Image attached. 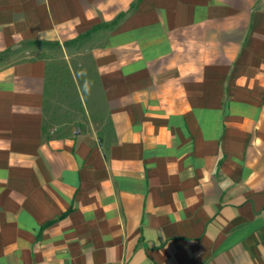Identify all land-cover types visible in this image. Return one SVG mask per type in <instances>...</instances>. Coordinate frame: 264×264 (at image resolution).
Segmentation results:
<instances>
[{"label":"crops","instance_id":"obj_1","mask_svg":"<svg viewBox=\"0 0 264 264\" xmlns=\"http://www.w3.org/2000/svg\"><path fill=\"white\" fill-rule=\"evenodd\" d=\"M95 29L106 119L50 132ZM0 264H264V0H0Z\"/></svg>","mask_w":264,"mask_h":264},{"label":"rangeland","instance_id":"obj_2","mask_svg":"<svg viewBox=\"0 0 264 264\" xmlns=\"http://www.w3.org/2000/svg\"><path fill=\"white\" fill-rule=\"evenodd\" d=\"M100 29L62 43L46 42L35 53L47 59L45 125L56 134L98 125L106 119L94 65Z\"/></svg>","mask_w":264,"mask_h":264}]
</instances>
